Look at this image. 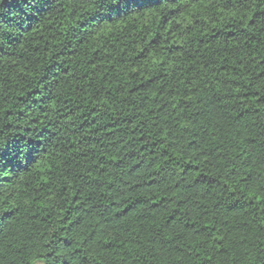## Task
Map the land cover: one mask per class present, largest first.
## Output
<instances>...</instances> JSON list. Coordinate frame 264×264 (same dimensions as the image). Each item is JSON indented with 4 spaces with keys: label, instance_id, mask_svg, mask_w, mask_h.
I'll return each instance as SVG.
<instances>
[{
    "label": "trees",
    "instance_id": "trees-1",
    "mask_svg": "<svg viewBox=\"0 0 264 264\" xmlns=\"http://www.w3.org/2000/svg\"><path fill=\"white\" fill-rule=\"evenodd\" d=\"M0 23V264L264 261V0H0Z\"/></svg>",
    "mask_w": 264,
    "mask_h": 264
},
{
    "label": "clouds",
    "instance_id": "clouds-1",
    "mask_svg": "<svg viewBox=\"0 0 264 264\" xmlns=\"http://www.w3.org/2000/svg\"><path fill=\"white\" fill-rule=\"evenodd\" d=\"M6 38H10V37H7L6 36V32H5V26L3 23H0V43H2L4 41V39ZM41 88H43V85H40ZM51 89V84H49V87L48 88H43L42 91L39 92V96H46L47 93L49 92V90ZM30 102V101H29ZM37 103H39V100L37 101ZM48 118H55V115L52 114L50 115ZM19 123L22 125V126H29L28 125V121L27 120H21L19 121ZM29 135H32L33 136V139H36L38 138V134L37 133H30ZM8 137V140H11V136L8 135V133L6 132H0V153H3L5 151V147H6V144H7V141L5 140V137ZM51 138V133H49L47 135V137H44V140H45V143L47 144L49 142ZM20 149H21V155L20 157H18V159H21L23 158V155H24V152L27 151V148L29 147V145H27V142L24 141L23 143H21V145L19 146ZM8 173L6 172V170L4 169L3 167V161L0 160V180L3 179V177L5 175H7ZM195 198H198V194ZM261 264H264V261L261 262Z\"/></svg>",
    "mask_w": 264,
    "mask_h": 264
}]
</instances>
